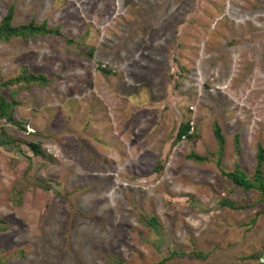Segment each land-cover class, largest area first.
I'll use <instances>...</instances> for the list:
<instances>
[{
    "label": "rangeland",
    "instance_id": "rangeland-1",
    "mask_svg": "<svg viewBox=\"0 0 264 264\" xmlns=\"http://www.w3.org/2000/svg\"><path fill=\"white\" fill-rule=\"evenodd\" d=\"M10 5L14 25L33 17L62 37L0 42L1 79L22 65L49 79L1 89L26 129L0 121L8 264L264 262V202L220 173L236 161L250 175L264 146V0H0V19ZM186 121L196 136L175 142ZM214 121L219 167L186 156L214 153Z\"/></svg>",
    "mask_w": 264,
    "mask_h": 264
},
{
    "label": "trees",
    "instance_id": "trees-1",
    "mask_svg": "<svg viewBox=\"0 0 264 264\" xmlns=\"http://www.w3.org/2000/svg\"><path fill=\"white\" fill-rule=\"evenodd\" d=\"M13 14V5H10L7 8L5 14L0 19V42H6L16 38L29 40L42 35L62 37L58 27H49L45 22H37L33 17L22 24L14 25L12 22ZM83 38L84 37H79V39L67 38L65 39V43L68 45L74 44L76 46H80L82 45ZM92 53L93 48H90L88 55L91 56ZM103 70H105L107 73H111V71L108 69ZM48 82L49 79L45 75L29 71L27 70V67L25 65L21 66L20 71L16 76L10 77L8 79L0 78V121L5 120L6 123L15 125L23 131L26 130L24 125L20 124L13 118V110L18 104L14 97L16 90H11L10 96L6 97L1 93V89L12 87L15 84H21V86H44ZM190 128L191 127L188 121L181 123L176 132L175 142H179L182 139H193L196 136V133L190 132ZM212 133L216 141V148L214 153L201 155L190 152L186 155L187 158L197 163L215 162V164L219 167L225 151V140L221 128L216 121H214V123L212 124ZM3 136H5V128L0 123V143L3 141ZM28 145L30 146L35 156L45 157V152L42 150L40 143L28 142ZM233 146L235 153L238 154L240 151L238 134L234 136ZM255 161L256 162L254 169L250 175L243 171L236 161L234 162L232 170L225 171L223 169H220V173L223 177L230 180L236 187L240 188L242 191L255 192L253 203L257 204L264 202V146H262L260 143L256 144ZM16 194H18L16 198L17 200H19V191L15 192V195ZM220 204L234 210H239L249 206L248 204L237 203L229 199H222L220 201ZM141 219L143 223L151 226L154 229H156L158 226V221L153 216H150L148 218L143 216L141 217ZM2 223L6 225V223L0 219V224ZM180 254L182 253L178 251H171L167 257L162 258L160 261L153 264H165V262L169 258ZM190 254L197 258H203L205 256L200 251H191ZM7 260V255L0 251V264H8ZM110 264L126 263L123 262L120 258L112 257L110 260Z\"/></svg>",
    "mask_w": 264,
    "mask_h": 264
},
{
    "label": "water",
    "instance_id": "water-1",
    "mask_svg": "<svg viewBox=\"0 0 264 264\" xmlns=\"http://www.w3.org/2000/svg\"><path fill=\"white\" fill-rule=\"evenodd\" d=\"M259 264H264V262L263 261H260Z\"/></svg>",
    "mask_w": 264,
    "mask_h": 264
}]
</instances>
